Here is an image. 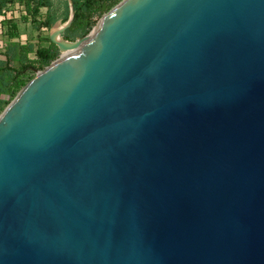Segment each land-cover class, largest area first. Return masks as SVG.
I'll list each match as a JSON object with an SVG mask.
<instances>
[{"label": "water", "instance_id": "95a60500", "mask_svg": "<svg viewBox=\"0 0 264 264\" xmlns=\"http://www.w3.org/2000/svg\"><path fill=\"white\" fill-rule=\"evenodd\" d=\"M0 114V264H264V0H121Z\"/></svg>", "mask_w": 264, "mask_h": 264}, {"label": "trees", "instance_id": "16d2710c", "mask_svg": "<svg viewBox=\"0 0 264 264\" xmlns=\"http://www.w3.org/2000/svg\"><path fill=\"white\" fill-rule=\"evenodd\" d=\"M9 0H0V11L2 6ZM121 0H72L73 20L70 26L63 33V38L74 40L76 37L87 35L95 24V18L102 16L105 12L112 9ZM27 11L32 14H38L41 8H46L44 15L41 16V28L50 29L56 22V17L51 13L52 0H22ZM69 5L65 0L64 21L69 17ZM48 45L34 48L31 42L19 43L13 42L8 46V60L5 63L0 62V108L6 100L2 98L3 94L9 97L16 95L18 89L25 82L23 74L32 72L48 65L58 55L57 46L47 37ZM34 53L35 57L29 56ZM16 59V66H10L9 59Z\"/></svg>", "mask_w": 264, "mask_h": 264}, {"label": "rangeland", "instance_id": "374dc122", "mask_svg": "<svg viewBox=\"0 0 264 264\" xmlns=\"http://www.w3.org/2000/svg\"><path fill=\"white\" fill-rule=\"evenodd\" d=\"M64 9L65 0H52L51 13H53V15L56 17V22L50 29H46L41 28L40 24L41 16L44 15L46 8H41L40 12L34 15L30 13V11H27L25 9L22 0H9L5 5L2 6V10L0 11V62L5 63L8 60V46L13 42H31L34 45L35 49L40 46L48 45L47 37L50 38L54 30L60 28L66 22L64 21ZM109 11L105 12L102 16L95 18L96 21L92 29ZM85 36L76 37L74 40L69 41H81ZM61 55L62 52L58 50V55L55 59L59 58ZM29 56L34 58L35 54L29 53ZM55 59H53L52 61H54ZM8 64L10 66H16L17 61L16 59L11 58L9 59ZM48 65H45L41 69L24 73L23 78H25V82L18 89L17 93L28 82H30L32 78L36 76L38 71H41ZM15 96L9 97L8 94L2 95V98L6 100V103L2 104V108H0V114L8 106V104L12 102Z\"/></svg>", "mask_w": 264, "mask_h": 264}, {"label": "bare ground", "instance_id": "6f19581e", "mask_svg": "<svg viewBox=\"0 0 264 264\" xmlns=\"http://www.w3.org/2000/svg\"><path fill=\"white\" fill-rule=\"evenodd\" d=\"M101 22V21H100Z\"/></svg>", "mask_w": 264, "mask_h": 264}]
</instances>
